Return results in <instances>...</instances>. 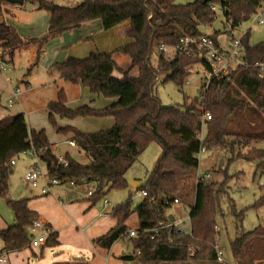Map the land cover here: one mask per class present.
Masks as SVG:
<instances>
[{"label":"trees","instance_id":"1","mask_svg":"<svg viewBox=\"0 0 264 264\" xmlns=\"http://www.w3.org/2000/svg\"><path fill=\"white\" fill-rule=\"evenodd\" d=\"M25 2L37 4L50 13L47 33L24 39L13 25L0 21V41L10 62L17 50L37 44V54L28 74L39 64L50 40L96 20L102 23L104 30L129 21L126 35L133 42L116 51L130 56L131 67L121 68L113 51H93L84 58L68 56L55 63L51 68L53 74L114 101L103 108L83 105L72 109L62 89L58 99L48 105L50 122L58 133L74 134L76 145L89 157L86 163L70 154L65 155L68 164L61 163L45 129H31L25 113L0 119V197H8L10 193L12 160L24 151L33 150L46 165L49 178L93 186L90 199L97 203L110 191L130 186L126 174L144 149L157 141L162 148L161 155L146 182L138 187L147 194L136 207L131 200L114 206L110 215L117 219V225L94 243L111 248L119 239L127 240L133 251L124 254L122 259L131 264H264V227L244 231L241 222L245 211L238 212L235 207L233 214L240 224L230 242L233 263L217 261L219 231L215 226L221 212V196L226 193L223 185L197 182L190 231L177 233L176 226L170 225L174 220L167 214L176 199L180 202L177 196L183 189L179 172L184 176L198 168L203 143L207 149H212L234 148L236 144L250 146L264 141V40L251 44L247 31L242 36L246 64L238 66L228 76L214 77L203 96L174 106L162 104L155 93L161 76H166L165 81L184 86L191 75L190 67L203 63L198 56L179 51L173 59H168L164 47H176L185 36L205 35L201 27L213 25L217 17L212 4L224 10L226 28L231 26L235 30L252 17L264 0H208L205 3L195 0L186 4H178L177 0H82L76 6L48 0ZM6 3L9 2L0 0V16ZM214 34L210 35L213 39ZM155 54L158 56L156 66L152 64ZM132 69H137V75L132 74ZM115 71L122 76L114 75ZM206 112L212 118L204 123L202 117ZM81 116L114 117L116 122L107 129L83 132L58 121L59 117ZM205 124L207 135L202 141L199 132ZM240 157L258 162V168L264 171L263 148L253 147ZM7 202L16 222L0 228V252L32 247L29 227L39 218L38 213L29 207L28 198H8ZM262 204L264 195L254 206ZM134 213L138 215L140 226L136 235L130 236L127 222ZM46 245H59L58 233L53 228Z\"/></svg>","mask_w":264,"mask_h":264},{"label":"rangeland","instance_id":"2","mask_svg":"<svg viewBox=\"0 0 264 264\" xmlns=\"http://www.w3.org/2000/svg\"><path fill=\"white\" fill-rule=\"evenodd\" d=\"M48 1L64 6H76L80 4L82 0ZM193 1L195 0H177L176 3L186 4ZM214 5H216L218 9L215 22L211 26H202L201 28L204 33L209 35L217 32L214 34L215 40L224 43V46L228 47L230 45V37L228 28H226L227 26L224 22L223 13L220 11L221 7L218 4ZM0 21L13 25L19 32L20 36L24 39L42 37L48 31L50 13L46 9H41L37 4L30 2H25L23 5L6 3L4 5V12L0 16ZM247 31L250 32L251 44H257L264 40V24L258 23L256 15H252L248 21L243 22L237 27L235 34L240 36ZM70 39L71 33H67L62 39L55 38L50 40L45 46L39 64L31 73L35 70L37 72L38 69L44 71L51 62L55 61L54 59L58 55H63V52L67 49L62 48L65 46V42ZM32 44H34L36 48L38 47L37 44ZM30 45L31 44L23 47ZM176 52V47L166 46L165 48V55L168 59H173ZM30 57V50H27L22 54H17V57H15V70L17 75L21 78H23L24 74L28 77L31 74H28V68L34 63V61L29 64ZM157 57L156 54L152 57V64L154 66L157 65ZM117 61L125 69L131 67V58L125 53H119L117 55ZM190 70L191 75L184 86H179L172 80L165 81V75L158 79L155 86V93L162 104L181 106L186 101L189 102L191 99L199 96L207 70L203 63L193 65L190 67ZM136 71L137 69H132V74L134 75ZM116 75L120 77L122 76V73L116 72ZM203 135L204 137L207 135L206 124L203 126ZM253 147L264 149V141L254 142L250 146H240L239 144H236L234 145V148L215 147L201 152L199 155V166L196 170L190 171L184 176L179 172L181 187L183 189L181 194L177 196L180 198V202L173 203L167 210L169 215H174L177 220L185 223L186 229L190 231L191 227L187 221V216L191 213L190 205L194 202L195 187L200 180L201 175L203 176L205 173H210L211 178L207 182L223 185L224 190L226 191V193L221 196V212L217 215L216 223L219 227V236H217V239L219 238V241L217 240L218 247L223 251L224 259L227 263H233L230 242L231 239L235 238L237 235V227L240 224L237 217L233 214V207H235L238 212L242 210L245 211V216L241 222L244 231H252L259 226L264 227V204L259 205L258 207L254 206V204L264 195V171L261 168H258V162L249 161L240 157V154L248 153ZM67 148L71 150L70 155L72 158L86 163L85 154L82 153L79 155L76 151L77 149L72 148L68 144L56 153H60ZM161 152L162 148L160 144L157 141H152L129 169L126 174L127 179L139 180L141 184L145 183L150 173L155 168ZM15 160L16 163L12 165L13 172L9 181L10 193L8 197H0V226H9L16 222L14 212L8 205V198L13 200L26 198L29 193L40 188L45 183V179H41L39 185L34 187L25 179L27 170L32 168L33 164L37 162L36 156L23 152L16 156ZM41 166L45 169L47 168L44 163H41ZM84 188L81 187L79 189L83 194L85 191L87 193V189ZM87 188L94 191L93 186H87ZM62 199H65L64 195ZM106 199L111 202L109 211H111L114 206L128 200H131L133 207H136L142 201V198L135 192L131 185L125 189H114L110 191L106 195V198L97 202L96 207H103V203ZM137 218V213H134L131 216L129 219L131 225L136 223ZM60 250L61 248H51L48 247V245H45L44 255H41V247L34 246L15 252L24 251V256L26 257L24 263L22 262V258L20 259L23 264H48V261H50L55 254H58ZM11 253L12 252H10V254ZM66 257L67 256H64L60 259V264H66L64 263V260L73 261L69 257ZM21 262L18 261V264H21Z\"/></svg>","mask_w":264,"mask_h":264},{"label":"crops","instance_id":"3","mask_svg":"<svg viewBox=\"0 0 264 264\" xmlns=\"http://www.w3.org/2000/svg\"><path fill=\"white\" fill-rule=\"evenodd\" d=\"M128 23L129 21H126L109 30H104L102 23L96 20L84 24L79 29H72L65 32L56 38L62 39L65 34L71 33V39L66 41L65 46L62 48L67 49L63 52L64 54L58 55L56 58L60 59L55 58V61L51 62L44 71L38 69L36 72L35 70L29 77L25 74L23 78L17 75L14 58L10 62L12 66L11 71L0 72V119L21 112L25 113L31 129H45L56 155L71 154V150L68 148L60 153H56L68 144L72 148L77 149L76 151L79 155L82 153L85 154V162H87L89 157L85 151L78 145L71 144L74 141V134L69 133L66 135L56 131L49 120L48 105L50 102L58 99L59 92L62 89L67 95V105L72 109L83 105L103 108L111 104L113 100L103 95L93 94L87 87H84L80 83H73L60 77L58 74H53L51 68L55 63L65 60L68 56L84 58L93 51H113L114 59L117 61V55L121 52L116 50L133 42V39L126 35ZM218 43L226 48L224 43H220L219 41ZM27 50L31 51V57L29 59V64H31L37 54V48L34 44L17 50L15 57H17V54H22ZM117 63L123 68L118 61ZM116 72L119 71H115L114 75H116ZM137 73L136 71L134 75H137ZM17 89H21L18 94H16ZM11 100L13 101L12 103ZM58 121L62 125L77 127L83 132H95L101 129H107L112 127L116 122L114 117L91 116H81L74 119L59 117ZM47 185L49 186L45 182L40 188L29 193L26 198L29 199V207L38 213L39 218L58 233L59 245H48V247L61 248V250L48 261V264H60V259L64 256L73 260H64L66 264H131L122 259L124 254L133 251L131 244L127 240L119 239L111 248H104L94 243L96 238L106 234L118 223L117 219L110 215V201V205L107 208L105 207V201L103 207H96L97 203H94L90 199L91 195L88 193L90 190L87 188L88 185H71L70 183L63 185L51 184L49 186L50 188ZM81 187H85L87 193L85 191L83 194L79 190ZM134 190L143 199L144 196L141 194V190H138V188ZM63 195L65 199H62ZM174 222L176 224L179 222L176 216H174ZM127 226L129 231H136L140 226L139 218L136 219V223L133 225L128 220ZM5 227L7 226H0V228ZM44 248L45 245L41 247V255L45 253ZM24 255V251L12 252L10 254L12 263L18 264V261L21 262V258L24 263L26 258ZM22 262L21 264H23Z\"/></svg>","mask_w":264,"mask_h":264},{"label":"built area","instance_id":"4","mask_svg":"<svg viewBox=\"0 0 264 264\" xmlns=\"http://www.w3.org/2000/svg\"><path fill=\"white\" fill-rule=\"evenodd\" d=\"M212 10L216 13L217 7L216 5L212 4L211 6ZM222 13H224V10L221 8L220 10ZM253 15H256L258 23L264 24V2L262 5L253 13ZM228 30L231 31L229 33L230 37V45L228 47H223L221 44L218 43L215 39H213L209 34L202 35L200 37H192V36H185L182 37L179 41V43L176 46L177 51L185 54H193L198 56L206 70L207 73L205 74L203 85L200 89L199 96H203L204 93L208 90L212 79L220 78L223 76H228L231 74L233 70H235L240 65H245L246 62L243 59V45H242V36H237L235 34V30L231 28V26H228ZM3 41H0V70L1 72H7L11 71L12 66L10 61L8 60V55H6L4 46L2 45ZM166 48V46L164 47ZM21 91V89L16 90V94H18ZM13 101L11 100V103ZM212 115L209 112H206L203 117L202 121L205 123L208 120H211ZM199 138L204 141L205 137L203 135V128L199 132ZM72 145H76L75 141L71 142ZM207 145L203 143L202 150L206 151ZM24 153H27L32 156H36L37 162L33 165L32 168H30L25 175V179L30 182L34 187H37L40 183L41 179H45V182L53 185H63L65 183H70L71 185H76L74 181L69 182H63L59 180L58 178H49L48 176V170L47 168H43L41 166V161L39 160L38 156L33 150H27L24 151ZM59 161L65 165L68 164V159L65 155H59ZM16 163L15 158L12 160L11 164L14 165ZM211 178L210 173H205L203 176L201 175L200 180L208 181ZM48 185L47 187L50 188ZM47 188V189H48ZM89 195L93 194V190H89ZM141 194L145 196L147 192L141 191ZM174 203H179V200L176 199ZM110 205V202L108 199L105 200V207L107 208ZM187 221L190 224L191 227V220L190 216L187 217ZM42 219L38 218L34 220L33 224L29 227V231L32 234V246L34 247H42L46 245L47 240L49 238V235L52 231V228L46 225ZM170 225L176 226V232L177 233H184L188 230L186 229L185 223H182L181 221L176 224L175 222L170 223ZM216 231H219V227L215 226ZM136 231L132 230L130 231V236H135ZM219 241V238L217 239ZM216 254H217V261L219 263H227V261L224 259V253L223 251L216 246ZM0 264H13L10 253L7 251L0 252Z\"/></svg>","mask_w":264,"mask_h":264},{"label":"water","instance_id":"5","mask_svg":"<svg viewBox=\"0 0 264 264\" xmlns=\"http://www.w3.org/2000/svg\"><path fill=\"white\" fill-rule=\"evenodd\" d=\"M9 3H13V4H24L25 0H6ZM203 3H205L208 0H201ZM128 183L133 186L134 189H137L140 185V181L139 180H135V179H127ZM171 220H174V217L171 216Z\"/></svg>","mask_w":264,"mask_h":264}]
</instances>
